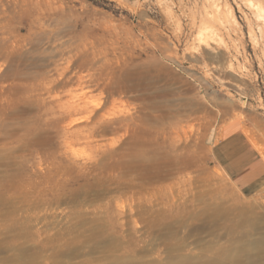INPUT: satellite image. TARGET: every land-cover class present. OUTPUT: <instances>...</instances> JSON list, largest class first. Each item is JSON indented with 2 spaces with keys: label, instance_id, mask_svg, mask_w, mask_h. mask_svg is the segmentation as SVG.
Returning a JSON list of instances; mask_svg holds the SVG:
<instances>
[{
  "label": "rangeland",
  "instance_id": "374dc122",
  "mask_svg": "<svg viewBox=\"0 0 264 264\" xmlns=\"http://www.w3.org/2000/svg\"><path fill=\"white\" fill-rule=\"evenodd\" d=\"M263 30L264 0H0V264L264 261V189L212 154L238 124L264 155Z\"/></svg>",
  "mask_w": 264,
  "mask_h": 264
},
{
  "label": "crops",
  "instance_id": "0c3cea01",
  "mask_svg": "<svg viewBox=\"0 0 264 264\" xmlns=\"http://www.w3.org/2000/svg\"><path fill=\"white\" fill-rule=\"evenodd\" d=\"M221 171L243 196L264 189V155L238 124H231L212 144Z\"/></svg>",
  "mask_w": 264,
  "mask_h": 264
},
{
  "label": "bare ground",
  "instance_id": "6f19581e",
  "mask_svg": "<svg viewBox=\"0 0 264 264\" xmlns=\"http://www.w3.org/2000/svg\"><path fill=\"white\" fill-rule=\"evenodd\" d=\"M207 11V10H206ZM214 16V15H213ZM213 18V17H212ZM214 20V19H213ZM220 22V21H219ZM221 25V24H220ZM204 26V25H203ZM223 26V24H222ZM262 27V26H261ZM219 28V27H218ZM217 28V29H218ZM214 31V30H213ZM219 31V29L217 30ZM264 32V30H263ZM215 33V32H214ZM211 33H209L208 31L203 33L201 32V35L198 37V44L200 45L199 47L201 48V45H205V46H208L209 44H211L212 40L213 39V35H211ZM215 35H217L215 33ZM222 35V34H221ZM252 35V34H251ZM213 36V37H212ZM261 36V35H260ZM264 36V35H263ZM230 37V36H229ZM197 38V37H196ZM217 38V37H216ZM223 38V37H222ZM219 39V38H218ZM233 39V38H232ZM231 39V40H232ZM251 39V38H250ZM216 40V39H215ZM223 40V39H222ZM252 41V40H251ZM217 42V40H216ZM215 41L212 42V46L214 45V43H216ZM220 42V41H218ZM222 42V41H221ZM235 42V41H234ZM255 42V41H254ZM233 43V42H232ZM263 43V42H262ZM218 44V43H217ZM243 44V43H242ZM256 44V43H255ZM233 45V44H232ZM204 46V47H205ZM210 45V47H212ZM235 46V45H234ZM209 47V46H208ZM215 47H218L217 45ZM225 47H227V44L225 43ZM243 47V46H242ZM256 47V46H255ZM198 48V47H197ZM203 48V47H202ZM206 48V47H205ZM230 48V46H229ZM238 48V47H237ZM210 49V48H209ZM213 49V48H212ZM219 49V48H218ZM223 49V48H221ZM220 49V50H221ZM228 49V48H227ZM254 49V47H253ZM219 50V51H220ZM216 51V50H215ZM223 51V50H222ZM227 51V50H226ZM238 51V50H237ZM255 51V50H254ZM225 52V51H223ZM217 53V52H216ZM227 53V52H225ZM218 54V53H217ZM220 54V52H219ZM255 54V53H254ZM263 54V53H262ZM221 55V54H220ZM229 55V54H228ZM258 54H256L257 56ZM264 55V54H263ZM224 56V55H223ZM229 57V56H228ZM259 57V56H258ZM217 58V57H216ZM261 58V57H260ZM257 59V58H256ZM259 60V59H258ZM258 62H261V61H258ZM232 64V63H231ZM263 65V64H262ZM233 66V65H232ZM232 66H230L229 68H232ZM233 69V68H232ZM162 80V79H161ZM139 81V80H138ZM147 81V80H146ZM143 97V96H142ZM158 103V101H157ZM246 221V220H245ZM247 224L251 225V221L250 220H247L246 221ZM248 225V226H249ZM263 246V238L262 237H258V238H254V239H251L249 240L247 243H246V247H248L247 249H249L247 251L246 250V253L248 255H254V258L251 257L249 258V260L245 261V260H242L238 257V255H236V253H234V251L232 252L231 250H229V248L227 249H220L218 247V250L215 251V252H212L210 255H206V256H203L201 259H199L198 263H192L191 261L187 260L185 261L186 263L185 264H264V261L261 260V259H258V254L260 253L261 251V248ZM245 253V254H246ZM242 256V255H241ZM261 257V256H260ZM242 258V257H241ZM196 262V261H195Z\"/></svg>",
  "mask_w": 264,
  "mask_h": 264
}]
</instances>
